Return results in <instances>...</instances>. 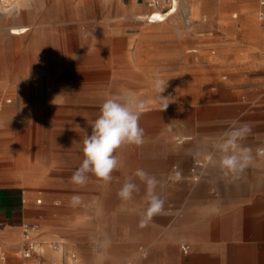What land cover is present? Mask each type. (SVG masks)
<instances>
[{
	"label": "rangeland",
	"instance_id": "rangeland-1",
	"mask_svg": "<svg viewBox=\"0 0 264 264\" xmlns=\"http://www.w3.org/2000/svg\"><path fill=\"white\" fill-rule=\"evenodd\" d=\"M101 3L30 0L23 7V19L7 21L30 24L31 29L0 42V150L11 152L15 146L17 153L22 151L20 166L30 165L34 169L27 170L48 176L46 183L28 187L19 172L0 171V186L15 184L25 194L31 191L27 218L37 225V249L50 253L57 264L72 260L62 250L74 252L76 264H190L192 256L195 264H208L203 256L220 247L228 254L264 255V171L236 181L216 178L223 173L216 145L233 127H250L240 143L252 150L253 160H264L257 151L264 143L252 147L250 137L254 125L264 127L263 43L255 37L252 47L220 49L228 42L215 35L224 28L259 32V2L238 6V0H192L188 25L179 9L159 23L127 25L120 19L116 29L105 16L116 10L117 0ZM94 11L104 18L90 24ZM248 12L254 16L250 23L242 17ZM106 28L109 35H101ZM254 54L259 59L250 61ZM248 62L246 69L236 65ZM158 79L167 84L161 94L154 87ZM125 92H151L157 106L145 111L159 116L146 115L152 119L145 124L141 145L116 150L119 166L109 183L89 173L85 185L73 184L71 177L84 159L83 141L91 135L100 107ZM183 92L192 102L187 112L178 111L172 118L169 108L162 110L164 98ZM196 97L202 98L196 102ZM172 121L173 133L193 136L168 147ZM24 130L27 141L18 136ZM130 151L136 170L159 181L156 192L165 202L164 210L150 220L145 219L146 186L129 170L134 163L127 160ZM129 177L139 191L125 202L118 192ZM211 184L216 191L212 194ZM229 184H234L233 194L225 192ZM253 191L259 193L247 195ZM73 196L80 197L78 204L72 203ZM18 239L22 241L21 234ZM53 241H62L59 253L48 248ZM183 244L189 245L187 252ZM1 248L15 257L3 243Z\"/></svg>",
	"mask_w": 264,
	"mask_h": 264
},
{
	"label": "clouds",
	"instance_id": "clouds-1",
	"mask_svg": "<svg viewBox=\"0 0 264 264\" xmlns=\"http://www.w3.org/2000/svg\"><path fill=\"white\" fill-rule=\"evenodd\" d=\"M166 86L167 84L159 79L154 85L159 94L164 92ZM167 106L166 103L164 109ZM143 109L144 103L134 102L132 94L128 92L115 99L105 100L101 106L99 117L91 125V135H88L83 141L84 159L71 177L73 184L85 185L89 173L94 174L106 184L112 180V173L119 166L115 155L116 150L122 145L139 146L143 143L144 130L139 126V118ZM250 131V127L246 124L233 127L224 133L221 142L216 145L221 153L219 167L224 175L238 178L239 174L253 163L252 150L240 143ZM257 151L264 155V149ZM134 176L138 177L146 186L149 204L145 219L150 220L164 210L165 202L156 192L159 181L142 169H137ZM136 191H139V187L129 177L118 192V196L126 202L132 199L133 192ZM79 202V196L72 197L74 205Z\"/></svg>",
	"mask_w": 264,
	"mask_h": 264
},
{
	"label": "crops",
	"instance_id": "crops-1",
	"mask_svg": "<svg viewBox=\"0 0 264 264\" xmlns=\"http://www.w3.org/2000/svg\"><path fill=\"white\" fill-rule=\"evenodd\" d=\"M29 1L30 0H27L26 5H28ZM100 1L104 3L103 0H100ZM238 1L241 2L238 6H242V2H249V3L251 2L256 3V1L259 2V0H238ZM116 7H117L116 10L111 12V15L105 16L106 18L111 19L113 29H116V26H117L116 22L120 19L125 20L124 22L127 25L135 24L136 22L132 14L136 12L137 10H141L140 8L142 9L147 8L148 10H152L146 4L145 0H117ZM260 9L261 7L259 6L258 18H259V21L261 22V26L259 27L260 28L259 32L253 31L249 27H244L241 29L228 28L229 30L224 28L222 31H218L215 34L217 37H219L221 41H224V43L228 42V45H223L222 47H220V49H223L226 46L252 47L253 44H255L254 42L255 37H258L261 39L263 43L262 47H264V21L261 20L259 17ZM20 10L23 16H25L26 11L23 10V7ZM101 17L104 18L103 15L99 16L96 11H94L93 13L91 12V14L89 15V23L97 24V20L101 19ZM242 17L244 18V21L247 20L248 23L254 20V16L252 12L245 13L242 15ZM7 24H10L8 23L7 20H2L0 23V32H3V34L0 35V40H1L0 42H3L4 39L6 41H9L10 40L9 38L22 36L31 29V25L28 24L30 26V29L26 33L22 35H11L4 28V26ZM11 24L19 25L18 23L17 24L11 23ZM109 32L110 30L107 29L106 34L109 35ZM231 34L234 36L233 38L228 37ZM233 51L235 52L236 50L234 49ZM233 56H235V54ZM258 57L259 56L257 54H254L250 57V61H253V60L256 61ZM236 65L241 68L246 69L251 66V63L248 62V63H243L240 65L236 64ZM254 77H257V76H254ZM260 122H262V124L264 125V115H263V118L260 119ZM262 136L264 137V127L254 125L253 133L250 136L253 142L252 147H254L258 143H261V142L264 143V140H260V138H263ZM259 169L261 171H264V160H258V159L253 160V163L249 167H247L242 173H240L238 178H233L231 175L226 176L223 173H219L220 175L216 178L226 179V180H231V181L242 180L244 178H247L248 176L256 177ZM186 170H187V167H186ZM234 188H235L234 184H229V186L225 188L226 190L225 192L227 194L228 193L233 194ZM237 190L239 191L240 189L237 188ZM215 192H216L215 188L211 184V186H209L208 188V193L212 194ZM226 193L220 191V193L218 194H226ZM258 193H259L258 191H253V192L248 193L247 195H250L251 197V196L257 195ZM261 193L264 194V191L261 190ZM183 196H185V204H186L185 210H187L188 196L186 194H184ZM244 201H247V200L244 199ZM29 211H30V208L27 207L25 190L22 187H20L19 185H15V184L0 186V241L9 250L14 251L15 253V257L9 258V256H7V264H38L39 262H48V263L51 262L50 264H57V260L56 261L51 260V259H54L53 256L47 251H43V249L37 251L30 258H25L22 256L21 251L23 249V243L18 238L20 237V228H21L22 223L28 221L27 216L29 214ZM1 242L0 244L2 245ZM223 249H221L220 247L217 252H210L208 255L203 256V261L207 260L208 264H264V255L262 254H256V255H251V256L245 253L228 254ZM62 261H63L62 264H65V263L68 264V261H66L65 259H63ZM190 264H195L194 256H192ZM203 264H205V262H203Z\"/></svg>",
	"mask_w": 264,
	"mask_h": 264
},
{
	"label": "bare ground",
	"instance_id": "bare-ground-1",
	"mask_svg": "<svg viewBox=\"0 0 264 264\" xmlns=\"http://www.w3.org/2000/svg\"><path fill=\"white\" fill-rule=\"evenodd\" d=\"M109 0H103V2H108ZM27 4V0H0V23L2 20H9L11 17H19L20 19H23V14L21 12V8L24 7L25 5ZM140 8V7H139ZM141 10H137L136 12H134L132 14V16L134 17V20L136 23L138 24H141L143 23V21H146L148 23H159V22H163L167 19H169L170 17H172L173 15H175L179 9L182 10V13H183V18H184V23L185 25H188L189 22H190V13H191V10L194 9V5L192 3V0H178V3L175 7L174 10L168 12L167 14H164V13H161L159 10H155V9H152V10H148L147 8L145 9H142L140 8ZM12 19V18H11ZM177 19V18H176ZM174 21V20H173ZM179 21V20H178ZM170 24V23H169ZM183 24V23H182ZM181 24V25H182ZM4 28L8 31L9 34L11 35H22L24 33H26L29 29H30V26L28 24H19V25H13V24H7L4 26ZM176 29V28H175ZM190 29V28H189ZM136 30V29H134ZM187 31V30H186ZM6 32V31H5ZM107 32V28L106 29H103L101 31V35H104L106 34ZM3 34V33H2ZM188 35V34H187ZM19 51V50H18ZM67 54V53H66ZM72 55V54H71ZM11 57V56H10ZM11 60V59H10ZM74 60V59H73ZM2 65V64H1ZM10 65V63H9ZM1 67V66H0ZM11 67V66H10ZM1 70V68H0ZM23 72V70H22ZM27 72V71H26ZM30 72V71H29ZM23 74V73H22ZM31 74V73H30ZM26 76V75H25ZM28 77V75H27ZM5 79V78H3ZM19 81V80H18ZM23 81V79H22ZM12 82V81H11ZM29 87V86H28ZM31 87V86H30ZM153 90V88L151 89ZM101 96V95H100ZM152 97V98H151ZM202 97H196L195 100H198L196 102H199V100H201ZM192 96L189 95L188 93H181L178 97H175V98H172L171 96H166L164 98L165 100V103L164 105L167 103L168 106L167 108H169V113L168 115L170 117H176V115L178 114L177 112L178 111H184L186 110L187 112V108L189 107V103L192 102ZM51 100V99H50ZM132 100L134 102H143L144 103V109H143V112L141 113L140 115V118H139V126L144 130L146 131V123L147 121H149L150 117H147L146 115L147 114H155V115H158L159 116V113L158 112H152V111H145L146 109L145 108H154L155 106H157V103H156V100L155 98L152 96V93L151 92H148V93H138V94H132ZM33 102V101H32ZM42 103V102H41ZM67 104V103H66ZM73 105V104H72ZM80 106V105H79ZM87 109V106L85 107ZM101 108V107H100ZM99 108V109H100ZM166 108V109H167ZM190 108H192L190 106ZM73 109V108H72ZM98 109V108H97ZM164 109V106L162 108V110ZM88 111V109H87ZM164 112V111H163ZM163 112H160V113H163ZM90 114V113H89ZM183 114V112H182ZM186 114V113H185ZM189 114V113H188ZM154 115V116H155ZM161 115V114H160ZM184 115V114H183ZM182 115V116H183ZM92 116V115H91ZM185 116V115H184ZM68 117V116H67ZM164 117V116H163ZM160 118V117H159ZM158 118V119H159ZM156 119V118H155ZM185 120H188V119H184ZM156 122V121H155ZM173 121L170 122L171 124V134L170 136L168 137V141L166 142V146L170 147V146H173L175 144H181V143H184L186 142L187 140H189L191 137L189 134H186V133H173V130L175 129L176 126H173ZM78 124V123H77ZM154 124V123H153ZM157 125V124H156ZM165 128V127H163ZM15 129V128H14ZM12 131V130H11ZM187 131V129H186ZM7 132V131H6ZM1 133V132H0ZM3 133V132H2ZM19 138H22V139H25V141H27L28 139V131L24 130V131H21L19 132L18 134ZM185 146V145H183ZM3 147V146H2ZM15 147V146H14ZM14 147H13V150L11 152H8V151H2L0 150V171H8V170H13L14 172H19L21 174V176L24 177V180H25V184L30 187L31 185H36V184H42V183H46L48 181V176L39 172L38 170H27V169H32L33 167L30 166V165H27L26 167H23V166H20V164L18 163V159H19V155L18 154H21L22 151L19 150V152L17 153L16 150H14ZM2 149V148H0ZM131 159H134V163H133V166L131 165L129 167V170L130 172L132 173H135L136 172V157L134 156V154L130 151L128 156H127V160H131ZM44 164V163H43ZM38 165V164H37ZM40 167V166H39ZM186 165L182 166V169H186ZM26 168V169H25ZM42 168V167H41ZM34 169V168H33ZM10 172V171H9ZM13 172V173H14ZM177 176V175H176ZM26 201L27 203L30 202L31 200V191L28 189L26 191ZM24 199V198H23ZM36 200V199H35ZM39 200V199H38ZM41 201V200H39ZM46 201V200H45ZM50 202V201H48ZM86 207V206H85ZM88 207V206H87ZM91 207V206H89ZM89 212V210H88ZM96 212V211H95ZM98 212V211H97ZM83 213V212H81ZM85 213V212H84ZM41 215V214H40ZM83 214H81L82 216ZM79 216V215H78ZM74 218V217H73ZM90 218V217H89ZM118 218V217H116ZM39 219V218H38ZM88 219V218H87ZM117 220V219H116ZM46 221V220H45ZM53 221V220H52ZM83 221V220H82ZM44 222V221H43ZM63 222V221H62ZM45 223V222H44ZM58 223V222H57ZM61 223V222H60ZM64 223V222H63ZM71 227V226H70ZM77 227V226H75ZM80 227V226H79ZM64 228V227H63ZM76 230V229H75ZM173 230V229H172ZM77 232V230H76ZM178 233V232H177ZM71 234V233H70ZM172 234V233H171ZM170 234V235H171ZM186 234V233H185ZM178 236V234H177ZM182 237V236H181ZM168 238V237H167ZM173 238H178V237H175L173 236ZM163 239V237H162ZM158 240V239H157ZM59 243L62 242V241H58ZM57 241H53L48 248H50L52 251L54 252H60L61 250V247H63L62 245H60ZM158 242V241H156ZM161 242V241H160ZM169 242V241H168ZM173 242V241H172ZM1 245V244H0ZM151 245V244H150ZM146 247V246H145ZM144 247V248H145ZM178 248V247H177ZM44 251V249H43ZM172 251V250H170ZM174 251V249H173ZM177 251V250H176ZM62 255H63V250H62ZM183 255V254H182ZM76 258H77V255H76ZM116 259V258H115ZM136 259L139 260V258L137 257ZM135 259V260H136ZM143 259V258H142ZM147 259V258H146ZM51 260H54L56 261L55 259H51ZM150 260V259H149ZM156 260V259H155ZM76 262H78V260H76ZM75 262V264H76ZM129 262V261H128ZM152 262V261H151ZM48 263V262H47ZM51 263V262H49ZM48 263V264H49ZM131 263V262H130ZM150 263V262H149ZM154 263V262H153ZM70 264H73L72 260L70 262Z\"/></svg>",
	"mask_w": 264,
	"mask_h": 264
},
{
	"label": "built area",
	"instance_id": "built-area-1",
	"mask_svg": "<svg viewBox=\"0 0 264 264\" xmlns=\"http://www.w3.org/2000/svg\"><path fill=\"white\" fill-rule=\"evenodd\" d=\"M146 4L155 10H159L161 13L167 14L168 12L175 9L178 0H145ZM259 6L261 7L259 11V17L261 20L264 21V0H259ZM264 112V109H263ZM39 202V200H37ZM36 232H37V225L31 222H24L20 228V234L23 243V249L21 254L25 258L32 257L37 251H39L40 244L36 241ZM184 252H187L189 245L183 244L182 247ZM63 254L66 256H70V258L76 262V254L74 252H66L63 251ZM0 264H7V255L3 248L0 245ZM38 264H48L47 262H39ZM50 264V263H49Z\"/></svg>",
	"mask_w": 264,
	"mask_h": 264
}]
</instances>
